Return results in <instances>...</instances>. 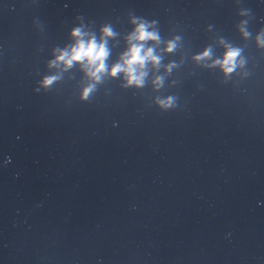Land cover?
Returning a JSON list of instances; mask_svg holds the SVG:
<instances>
[{
	"label": "clouds",
	"instance_id": "1",
	"mask_svg": "<svg viewBox=\"0 0 264 264\" xmlns=\"http://www.w3.org/2000/svg\"><path fill=\"white\" fill-rule=\"evenodd\" d=\"M136 23V21H133ZM149 25L141 22L136 25L134 31L127 37L129 47L126 52L121 56V62L114 64L110 71V76H117L119 73L125 75V79L128 85H135L140 87L144 83V77L146 72L143 71L145 66L151 62L153 65L159 64V57L154 55L153 48H145L146 41H156L159 39L155 32L148 30ZM102 38L97 42L96 38L85 40L83 38L80 28L73 30L71 35L75 38L76 42L69 49H65L57 56L56 61L52 64L55 65L58 62H62L64 66L71 67L73 63H80L86 70V75L90 78L99 81L101 75L106 71L105 61L109 56V49L107 47L106 38L113 36V32L109 27H105L102 30ZM174 44L169 43L166 51H172ZM210 55V50H205L201 56L196 59H202ZM239 56L238 49H228L224 53L222 60L215 61L225 74L231 73L236 67V58ZM56 77H49L43 81L45 86L50 85ZM159 83V78H157ZM92 91L91 86L85 88L83 91V98H87L89 92ZM165 107L171 105V99L161 102Z\"/></svg>",
	"mask_w": 264,
	"mask_h": 264
}]
</instances>
